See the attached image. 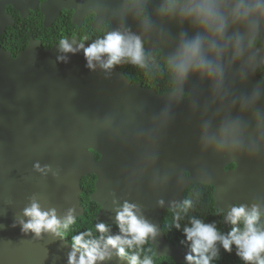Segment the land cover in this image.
Masks as SVG:
<instances>
[{"label": "water", "instance_id": "obj_1", "mask_svg": "<svg viewBox=\"0 0 264 264\" xmlns=\"http://www.w3.org/2000/svg\"><path fill=\"white\" fill-rule=\"evenodd\" d=\"M199 2V0H198ZM230 18L236 3L218 0ZM168 0H46L41 5L51 26L64 8H74L81 24L92 11L94 26L111 20L113 31L146 40L151 54L174 71L176 86L160 93L133 83L117 67L87 66L78 37H67L76 52L59 44L41 48L32 39L16 58L0 45V264H69L73 244L60 230H24L33 203L55 211L63 222L85 213L82 178L95 173L91 200L100 205L96 219L118 226L125 204L155 229L148 238L157 257L188 263L191 248L167 240L162 228L166 209H174L194 182L214 185L215 207L225 228L233 207L255 206L264 213V19L247 26L229 24L223 38L185 19L187 4ZM7 4L26 15L39 0H0V35L14 19ZM149 7L148 19L139 10ZM254 33V34H253ZM260 38L263 45L248 46ZM201 41L200 61L213 73L189 68L182 75L180 51ZM240 40L242 55L234 57ZM96 153L101 157L96 158ZM234 163L232 169L226 166ZM39 165V167H37ZM96 264H131L118 248ZM80 253L77 252V258ZM246 264H254L247 262Z\"/></svg>", "mask_w": 264, "mask_h": 264}, {"label": "clouds", "instance_id": "obj_2", "mask_svg": "<svg viewBox=\"0 0 264 264\" xmlns=\"http://www.w3.org/2000/svg\"><path fill=\"white\" fill-rule=\"evenodd\" d=\"M185 3L188 7L185 19H190L198 27L221 39L227 30L229 19L233 25L245 26L248 25L252 16L264 19V0H251L248 7H245L243 2L236 3L232 8L230 18L221 14L218 0H199V2L198 0H185ZM255 42L250 38L248 46L252 47ZM59 46L64 52L74 53L78 50L69 44L66 39H61ZM201 46V41L196 39L192 44L181 49L178 65L181 74L186 76L189 68H193L201 74L206 72L209 75H221L220 73H213L210 68L200 61ZM79 48L83 49L87 66L90 69H94L96 63L107 69L120 64L122 61L140 67L144 66V43L139 36L125 35L119 31H108L102 38L96 39L87 47L81 44ZM233 55L237 58L242 55L240 40H236L233 45ZM185 204L187 205L188 202L185 201ZM133 209V205L125 204L122 210L118 212L117 221L121 232L125 234L123 237L107 235L108 228L103 223L96 225V230L103 234L99 239H85L86 236L90 237L92 235L91 231L73 236L74 251L69 255V264H96V261H102L109 256L110 247L118 248V254L123 257L126 253L124 248L120 247L121 245L132 247L135 244L139 246L146 242L149 235L154 236V227L142 219H138ZM25 215L30 219L23 224V229L32 230L37 235L41 231L56 232L61 227L67 229L74 222L71 212L62 224L57 219L54 210L51 213L43 212L36 203L25 209ZM241 218L244 220L245 230L240 232L239 229L234 228L228 236L219 234L214 225L193 220L192 227H186L184 232L187 239L192 241V251L199 254V258L195 259L194 264H210L212 257L206 256L204 253L212 250V256H215L214 246L216 241H220L227 251H231L230 245L235 243L239 249L237 255L243 260H255L256 264H264V256H261V253H264V231H259L255 227V223L259 219L257 208L253 206L250 211H247L244 206L233 207L228 214V220L232 224H236ZM176 227L179 228L178 223ZM77 252L80 253L79 258H77ZM186 259L190 262L194 260L191 255ZM130 260L131 264H152V260L148 257H145L141 262L138 255H132Z\"/></svg>", "mask_w": 264, "mask_h": 264}, {"label": "trees", "instance_id": "obj_3", "mask_svg": "<svg viewBox=\"0 0 264 264\" xmlns=\"http://www.w3.org/2000/svg\"><path fill=\"white\" fill-rule=\"evenodd\" d=\"M176 1L181 2L183 0H169V3L172 5ZM89 23L90 20H88L87 25L78 29L71 19L65 13H62L52 27L46 28L43 25V15L40 11H36L26 19L20 18L14 27L8 28L6 34L2 36L1 41L3 46L16 51L18 48L26 46L31 36L41 39L44 45H52L64 39L67 33L72 34L73 32H77L80 33L86 46L96 39L102 38L109 31L107 26L101 30L92 29ZM144 53L145 60L143 67L124 61L117 64V66L123 69L133 81H141L144 85L154 88L160 93L173 90L176 86L174 71L170 67L169 62L161 59V51L157 50L152 55L144 44ZM257 73L260 77L264 76V66L259 68ZM95 181V174L82 178L83 192L80 197L85 207V213L82 216L75 217L74 222L67 229L63 227L59 229L61 235L71 243L73 236L89 231H91L92 235L90 237L86 236L85 239H99L103 235L96 230V225L99 223L105 224L108 228L107 235L109 236L119 235L123 237L125 235L121 232L120 226L96 219L100 206L90 198L91 193L95 190ZM185 201L188 202L187 205ZM223 215V212L215 207L214 185L194 182L187 188L184 200L177 207L164 211L162 228L168 241L192 249V241L187 239L184 229L186 227L191 228L193 220L214 225L216 231L223 236H228L234 228L239 229L240 232L245 230L242 218L236 224L231 223L228 228H225L222 221ZM177 223L179 224V228L176 227ZM255 227L259 231H264V213H259V219L255 223ZM120 247L124 248L126 257L130 258L132 255H138L141 262L145 257H148L152 260V264H194L195 259L199 258V254L197 253L191 262L176 263L174 258L170 256L157 257L155 248L148 237L142 245L137 246L134 244L132 247L121 245ZM230 247L231 251H227L220 241H216L214 246L216 255L212 256V250L204 253V255L212 257L210 264H246L247 262L256 264L255 260L245 261L238 256L237 252L239 249L235 243H232ZM261 256H264V253H261Z\"/></svg>", "mask_w": 264, "mask_h": 264}, {"label": "flooded vegetation", "instance_id": "obj_4", "mask_svg": "<svg viewBox=\"0 0 264 264\" xmlns=\"http://www.w3.org/2000/svg\"><path fill=\"white\" fill-rule=\"evenodd\" d=\"M46 0H39V5H38V7L35 9V8H32V7H29V9L25 12L26 13V15H23V12L21 11V10H19V9H16L14 6H13V4H7L6 5V7H5V10H6V12L8 13V14H10L11 16H12V18L14 19V24H12V25H8L7 26V28H6V31L3 33V34H1L0 35V45L6 50V51H8V52H10L11 53V56H12V58H16L18 55H19V53L22 51V50H24L25 48H27L28 47V45H29V43H30V41L32 40V39H35V40H38V41H40V47L41 48H48V47H53L55 44H59V42H55V43H53L52 45H44L43 44V42H42V40L41 39H38L37 37H34V36H31L30 37V39H29V41H28V43H27V45L26 46H24V47H22V48H18V50H16V51H13L12 49H8V48H6L5 46H3V44H2V36H4L5 34H6V32H7V30H8V28H10V27H14L18 22H19V19L21 18V19H26V18H28V17H30L31 16V14L33 13V12H36V11H40L41 12V14L43 15V25H44V27H46V28H50V27H52L54 24H55V22L57 21V19L61 16V14L62 13H65V15L66 16H68L70 19H71V21H72V23L74 24V25H76V27H78V29H81L83 26H85V25H87V22H88V20H90V27L92 28V29H95V30H101L102 28H104L105 26H107L108 27V30L109 31H113V24H112V22H111V20H104L101 24H100V26L99 27H95L93 24H94V21H95V19H96V17H97V12H95V11H92V12H90L86 17H85V19H84V21L81 23V24H78L77 22H75L74 21V18H73V16H74V14H75V9L74 8H64V9H62L61 10V13H60V15L56 18V20L53 22V24L51 25V26H46L45 25V14L41 11V5H42V3L43 2H45ZM129 3H132V2H134L135 0H127ZM185 3V0H183V1H176V2H174L172 5H171V7H173V5L174 4H181V5H183ZM168 7H170V3H169V0H168ZM20 17V18H19ZM150 17V15H149V7H148V5H146V4H144L141 8H140V10H139V18L140 19H148ZM67 37H78L79 38V42H80V44H83L84 45V40L81 38V36H80V33H77V32H73L72 34L71 33H67L66 35H65V37H64V39H67ZM254 41H256L253 45H259V46H262L263 45V43H262V41H261V39L260 38H258V39H253ZM143 43L145 44V47L147 48V46H146V40H144L143 41ZM88 45H84V47H87ZM83 50V49H82ZM147 50H148V48H147ZM157 50H160L161 51V49L160 48H158ZM156 50V51H157ZM155 51V52H156ZM148 52H149V50H148ZM150 53V52H149ZM151 54V53H150ZM155 54V53H154ZM153 55V54H152ZM161 59H162V51H161ZM164 61V60H163ZM114 67H117L118 69H121V68H119L117 65H114ZM263 67V66H262ZM259 68H261V67H259ZM258 68V69H259ZM258 69H257V71H258ZM121 70H123V69H121ZM124 71V70H123ZM125 72V71H124ZM126 74V73H125ZM258 74V73H257ZM127 75V74H126ZM259 76V75H258ZM127 77H128V75H127ZM260 77V76H259ZM129 78V77H128ZM261 79H263L264 78V76H262V77H260ZM130 79V78H129ZM133 83H135V82H141V81H133L132 79H130ZM142 83V82H141ZM143 84V83H142ZM144 85V84H143ZM146 86V85H145ZM148 87V86H147ZM151 88V87H150ZM101 157V155L99 154V153H96V158L97 159H99ZM236 165L234 164V163H232V164H229V165H227L226 166V169H232V168H234ZM92 174H95V173H92ZM96 175V174H95ZM97 175H96V180H97ZM95 183H96V181H95ZM83 192V191H82ZM82 194V193H81ZM81 196V195H80ZM81 198V197H80ZM100 206V205H99ZM100 209V208H99ZM224 214V213H223ZM71 243V242H70ZM126 257V256H125Z\"/></svg>", "mask_w": 264, "mask_h": 264}]
</instances>
